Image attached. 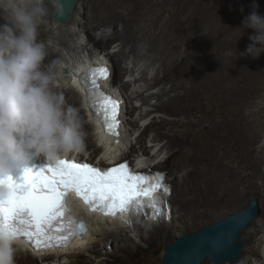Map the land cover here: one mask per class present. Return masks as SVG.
<instances>
[{"label": "bare ground", "instance_id": "1", "mask_svg": "<svg viewBox=\"0 0 264 264\" xmlns=\"http://www.w3.org/2000/svg\"><path fill=\"white\" fill-rule=\"evenodd\" d=\"M55 2L44 0L45 20L48 17L47 22L56 25L57 31H51L48 23L41 24L39 30L49 33L44 67L54 75V90L63 95L67 106L77 110L85 132L82 150L69 156L103 167L125 160L133 166L141 164L145 174L162 176L169 191L162 189L151 212L129 214L123 222L102 220L78 209L87 224L83 241L41 252L18 241L15 264H132L139 243H148L151 250L158 245L161 255L165 244L213 222L200 223L204 215L227 205L237 208L235 201L246 193H264V172L259 170L263 154L255 124L246 112V58L251 56L236 58V50L239 53L246 48L245 38L236 28L240 26L237 14L242 4L253 0H76L64 23L53 22ZM255 3L262 14L264 0ZM68 36L77 38L75 46ZM111 42L114 47L108 49ZM89 45L97 54L86 50ZM147 51L159 63L151 77H147L149 62L141 77L133 81L118 82L111 72L107 84L123 100L124 130L118 143L105 142L86 112L85 94L71 83L73 71L101 62L109 64L112 59L123 70L122 55L129 52L137 58ZM129 71L133 70L127 68ZM155 87V92H148ZM135 100L141 104L136 105ZM136 108L141 111L133 120L130 114ZM153 111L164 115L144 123L135 136L139 129L135 126ZM149 129L154 132L150 146L141 144ZM162 137L166 139L163 143ZM160 154L163 159L157 160ZM250 222L252 226L241 232H246L249 243L242 247L238 259L224 263L206 259L200 264H264V212ZM146 264L155 263L149 260Z\"/></svg>", "mask_w": 264, "mask_h": 264}, {"label": "clouds", "instance_id": "2", "mask_svg": "<svg viewBox=\"0 0 264 264\" xmlns=\"http://www.w3.org/2000/svg\"><path fill=\"white\" fill-rule=\"evenodd\" d=\"M258 7L253 0L236 27L240 35L254 30L236 58H257L264 52V15ZM46 15L44 0H0V179L34 156L42 154L54 165L83 148L85 132L77 110L54 90V75L44 67L48 53L38 37ZM6 192L0 185V196ZM18 239L0 228V264H15Z\"/></svg>", "mask_w": 264, "mask_h": 264}, {"label": "snow or ice", "instance_id": "3", "mask_svg": "<svg viewBox=\"0 0 264 264\" xmlns=\"http://www.w3.org/2000/svg\"><path fill=\"white\" fill-rule=\"evenodd\" d=\"M107 75L106 69H92L84 78L91 107L102 119L105 129L115 134L119 124V102L105 95L96 83L98 76ZM162 181V176L159 177ZM147 178L133 174L126 164L101 170L88 163L60 160L46 170L33 172L25 168L23 182L17 183L10 176L0 179L7 192L0 196V228L8 229L14 236L27 237L37 246L66 242L72 236H81L86 230L82 221L73 218L65 203L69 192L75 193L91 209L105 215L126 211L128 206L142 204L141 197H148L149 207L157 204L153 193L163 188L162 183L150 186ZM26 212L24 216L22 213ZM157 213L153 212V218ZM67 234V235H65Z\"/></svg>", "mask_w": 264, "mask_h": 264}, {"label": "rangeland", "instance_id": "4", "mask_svg": "<svg viewBox=\"0 0 264 264\" xmlns=\"http://www.w3.org/2000/svg\"><path fill=\"white\" fill-rule=\"evenodd\" d=\"M251 4H252V2H250V3L245 2V4H242L243 6H241V8L242 7L243 8L237 14V18H236V21L240 22V23H238L239 25H241V21L243 20L244 16H246L250 12L249 10H251V8H250ZM247 7H248V9H247ZM257 11L260 14L261 11L259 9H257ZM262 14L264 15V11ZM46 19H47V21H49L48 17H46ZM237 19H240V20H237ZM47 21L45 20V23H48ZM49 24L50 23H48V25ZM49 26L51 27V31H54V30L57 31L56 25H52V26L49 25ZM77 27L79 29L81 28L80 26L76 25L75 28H77ZM107 29H111V28L107 27ZM39 31H40L39 34L42 33V36L40 38L41 41H43L44 43L49 42L50 41L49 33L44 28L43 29L41 28ZM251 34H254L253 29H250L246 33L245 32L242 33V36H244L243 40L245 38V43L243 45H247L250 43L248 37ZM68 40H69L68 41L69 43H71L73 46H75L74 43L77 41V38L68 36ZM114 44L115 43L111 42L109 44V46H106V47L108 49H112L114 47ZM87 48H88V52L92 51L93 54H97V52H98L93 47V45L87 46L86 50H87ZM92 48H93V50H92ZM86 50L84 51V53L86 52ZM246 59H248L247 60V74H249L246 112L249 116V119L251 121H253L255 124L254 129H255L256 134H257V145L261 149V153L263 154V159H262L261 164L259 166V170L264 172V52H262L257 58L248 57ZM122 60L123 61L121 62V64H123L125 67V69H123V70H121V68L119 67L120 64L117 62L116 59H112V62H109V64H108L111 68L112 75L117 79L118 82H124L126 80H132L133 81L134 79H139L141 77V70H142L143 66L145 65V63H148V62L151 65L149 66V69L147 71V77H151L159 65L158 61L154 60L153 55L151 54L150 51H147L144 55H140L137 58H135L131 53L126 52L124 55H122ZM133 62H134L135 66H133ZM60 63L61 62L57 61V64H60ZM127 68H129V70H133V71L132 72H130V71L126 72ZM138 83H142V81H140ZM157 89H158V87L151 88V89H149L148 92H155ZM150 102L154 103L155 99H151ZM135 104L140 105L141 102H138L135 100ZM147 106L148 105H146L144 107V109L142 108V110L144 111ZM140 111H141L140 108H136L134 113L130 114V118L133 120L138 119L139 118L138 115H139ZM159 115H164V114L161 111H153V112H151L150 116L146 120L139 121L138 125L135 126L136 129L139 128L137 130V132L135 133V136L137 135V133H139L142 130L144 123L150 121L154 116H159ZM129 128H130V132H133V127L130 126ZM135 136L133 135L132 137L134 138ZM153 137H154V132L152 131V129L147 130V132L143 136L144 142H141V144L146 143L148 146H150L151 143L153 142L152 141ZM164 141H166V139L162 137L161 143H163ZM135 146H138V144H135ZM163 152L164 153H162V155L165 154L166 150H164ZM133 154H135V153H133ZM162 155L160 154V156L157 158V160L163 159ZM153 168L154 167H152V169ZM157 168H159V167H157ZM170 189H171V187H170ZM254 197L259 199V203H260V207H261V209H260L261 211H260L259 215H262L264 212V193L262 190L261 191L257 190L256 192L244 194L243 196H241V198L239 200L235 201L236 203H234V205L237 204L238 205L237 208H239V207L242 208L249 199L254 198ZM238 202H239V204H238ZM220 208H221V210H220ZM235 208H236V206H233V205H227L226 207L223 206V208L222 207L216 208L213 210V212H209L208 214H206V216L204 215L199 221L201 223L202 220L207 221V220L212 219L214 222V220L215 221L219 220L222 217H224L225 215L237 211V208L236 209ZM219 214H220V216H219ZM217 216H218V218H217ZM203 218L204 219L206 218V219L204 220ZM208 224H205V225H208ZM205 225H203V226H205ZM203 226H201V227H203ZM251 226H252V224L250 222V224L247 228L249 229ZM240 240L244 241L243 248L248 245L249 237L246 235V232L241 234ZM243 248H242V252H243ZM162 252H163V248H162ZM135 254L136 255H134V260H133L132 264H143V263L146 264L149 260L153 261V263H155V264H161L160 248L158 245L155 246L154 250H151L148 243L141 242V243H139ZM254 264H256V263H254Z\"/></svg>", "mask_w": 264, "mask_h": 264}, {"label": "water", "instance_id": "5", "mask_svg": "<svg viewBox=\"0 0 264 264\" xmlns=\"http://www.w3.org/2000/svg\"><path fill=\"white\" fill-rule=\"evenodd\" d=\"M75 2L76 0H56L52 12L53 22L64 23ZM259 213V199L254 197L237 211L194 232L183 233L164 246L161 264H200L206 259L211 263H224L238 259L244 246V241L240 240L241 232Z\"/></svg>", "mask_w": 264, "mask_h": 264}]
</instances>
